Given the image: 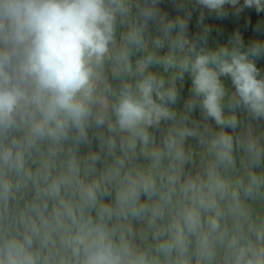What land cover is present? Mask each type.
<instances>
[{
  "label": "clouds",
  "instance_id": "clouds-1",
  "mask_svg": "<svg viewBox=\"0 0 264 264\" xmlns=\"http://www.w3.org/2000/svg\"><path fill=\"white\" fill-rule=\"evenodd\" d=\"M160 2L0 0V264H264V41Z\"/></svg>",
  "mask_w": 264,
  "mask_h": 264
},
{
  "label": "rangeland",
  "instance_id": "rangeland-1",
  "mask_svg": "<svg viewBox=\"0 0 264 264\" xmlns=\"http://www.w3.org/2000/svg\"><path fill=\"white\" fill-rule=\"evenodd\" d=\"M181 0H161L158 5L162 12L169 17L175 18L177 15L190 16L188 20L187 32L190 38L200 37L203 35L205 27L210 31L207 34L206 41L209 47H215L220 42L227 43L239 33L245 49L255 41H264V11L257 12L255 8H245L242 12L236 13L235 9L226 6L227 15L224 17H217L214 13L209 14L207 9H201L196 5L195 0H183L184 9L178 8ZM241 6L243 0H240ZM204 13V20L201 22L200 14ZM153 34L156 31L155 26H151ZM203 44V41H199ZM256 65L264 73V57L256 59ZM225 84L230 87V80H225ZM178 87L180 85L178 84ZM191 87V79L186 75L183 86L180 87V98L177 103V108H182L184 101L189 96ZM194 116L199 119L200 112L197 109ZM244 118V117H242ZM260 128L264 129V122L260 123ZM193 143L195 141H192ZM95 147V141L93 142ZM86 146H82L81 151H86Z\"/></svg>",
  "mask_w": 264,
  "mask_h": 264
},
{
  "label": "trees",
  "instance_id": "trees-1",
  "mask_svg": "<svg viewBox=\"0 0 264 264\" xmlns=\"http://www.w3.org/2000/svg\"><path fill=\"white\" fill-rule=\"evenodd\" d=\"M219 44H224V43L220 42ZM217 45H218V44H217Z\"/></svg>",
  "mask_w": 264,
  "mask_h": 264
}]
</instances>
